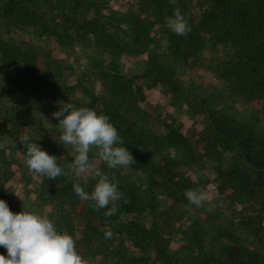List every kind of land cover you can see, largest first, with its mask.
<instances>
[{
    "label": "rangeland",
    "instance_id": "374dc122",
    "mask_svg": "<svg viewBox=\"0 0 264 264\" xmlns=\"http://www.w3.org/2000/svg\"><path fill=\"white\" fill-rule=\"evenodd\" d=\"M217 1L223 0H177L176 5L169 0H0V199L13 213L47 215L74 238L88 264H129L133 257L146 264H221L229 258V246L236 248L237 264H264V225L257 223L264 219L254 212L260 207L249 196L227 198L219 172L233 167V161L219 144L220 155L203 158L184 176L188 188H196L193 182L206 191L203 207L189 205L184 194L175 204L161 188L180 169L172 164L187 161L181 145H170L172 131L195 146L202 140L199 129L221 116L226 125L264 144V84L252 88L245 77L248 65L264 76V58L256 51L264 42L249 39L264 26L252 24L244 31L232 19L220 18L219 26L212 27L205 19ZM254 1L221 5L247 7ZM177 7L191 28L186 36L175 35L164 23ZM67 103L110 117L124 141L120 146L129 149L135 163L117 169L103 162L98 166L116 176L124 198L130 188L127 201H135V213L123 214L120 201L117 213L106 218L107 208L96 211L74 193L68 165L75 153L58 143L59 121L52 115ZM129 103L136 114L127 110ZM131 127L141 138L129 146ZM20 132L42 150L50 146L44 151L58 158L66 175L51 182L29 172L24 186L10 184L11 168H25V174L28 169ZM145 155L157 169L140 161ZM95 182L81 185L90 193ZM148 204H157L160 212H144ZM108 226L111 239L104 235ZM0 255L7 256L5 248L0 247Z\"/></svg>",
    "mask_w": 264,
    "mask_h": 264
},
{
    "label": "clouds",
    "instance_id": "9594fccd",
    "mask_svg": "<svg viewBox=\"0 0 264 264\" xmlns=\"http://www.w3.org/2000/svg\"><path fill=\"white\" fill-rule=\"evenodd\" d=\"M176 5L177 0H169ZM164 23L177 36H186L191 28L185 15L177 7L171 16L164 18ZM53 118L59 121L58 143L70 145L75 153L68 165L73 173V191L83 201L90 202V207L99 211L108 209L105 217H111L118 211L119 202L124 194L118 190L115 175H109L98 166L103 162L108 169L130 167L135 163L110 117L97 114L87 107H75L71 103L54 112ZM19 142L26 150L22 155L24 164L30 173L38 177L55 180L66 175L58 164V158L42 150L32 142L30 135H23ZM95 149L93 158L89 153ZM62 159V158H61ZM89 179L96 181L89 193L81 185H88ZM184 196L189 205L203 207L208 195L203 188H189ZM110 206V207H109ZM106 239H111L110 226L105 228ZM0 247L6 249L7 256L0 255V264H88L76 250L74 238L67 232L58 230L47 215L35 210H22L13 213L8 204L0 199Z\"/></svg>",
    "mask_w": 264,
    "mask_h": 264
},
{
    "label": "trees",
    "instance_id": "16d2710c",
    "mask_svg": "<svg viewBox=\"0 0 264 264\" xmlns=\"http://www.w3.org/2000/svg\"><path fill=\"white\" fill-rule=\"evenodd\" d=\"M229 2V0H223V1H217L216 7L213 9L212 14L205 19L207 22L210 23V25L213 26H219L220 18H225L226 20L231 21L242 25V28L244 31L247 30V28H251L250 25H255V27L262 28L264 26V3L261 0H255L252 5L245 6H233L231 8L227 6H222L221 4H226ZM229 11V13H228ZM255 32V29H253ZM241 31V30H240ZM243 31H241L242 33ZM249 35L248 33L244 36L243 35V41L245 43H248ZM251 39V42H254L256 44L264 42V31L259 30V33L255 35V37L249 38ZM256 51L259 52V55L264 58V46L257 45ZM10 56V55H9ZM7 57V56H6ZM10 58V57H8ZM17 59L21 60L20 56H16ZM254 63L257 64V59H253ZM24 66H29L30 63L24 59L21 60ZM249 71H247V74H245L246 80L248 81V85L250 87L255 88V86H259V81L264 84V76L259 77L258 72L253 73L252 71L255 70V67L252 65L247 66ZM33 71V70H32ZM31 70H29L27 73L31 75V80L35 83V74L32 73ZM109 72V71H108ZM252 73V75L250 74ZM112 73V72H110ZM254 74V75H253ZM38 79V78H37ZM255 92V91H253ZM129 98V96H126ZM108 104V103H107ZM111 106V105H110ZM114 106V105H112ZM127 110L132 112L133 114H136V111L138 109H135L133 107V103L129 105H125ZM122 108V106H121ZM117 109V107H115ZM120 109V108H119ZM136 110V111H135ZM140 110V109H139ZM117 116L119 117L120 115ZM120 119V117H119ZM134 125V124H133ZM200 132H198V136L201 140L196 143V145L190 144L183 136V133H180L178 131H172L171 135L167 136L168 141L173 142L170 145H181L184 149V154L186 156V163H173L172 165L178 166L177 168H180L179 170L175 171V175H173L172 178L169 179L168 184L162 185L161 188L164 191V195L171 199L175 204H179L180 201L183 199L182 194H184L185 190L189 189L188 187L189 182H184V176L186 175V169L188 170L193 165H195L198 161L203 160V158L208 157L209 159L212 158V154L220 155L219 150L217 149V145L219 144V148L223 149L224 152H228L232 155V166L230 169L225 171L223 169L219 172L220 180L219 183L225 187V193L227 195V198L229 199V196L236 195V196H249V201L251 203L255 202L256 205H258L260 208L259 210H256V212L259 217L264 219V216L260 214V212L264 213V144L259 141V139L255 137H249L246 138V136L241 132L236 130L233 127H230L226 125L225 120L223 117L218 116L214 119H211V122L208 127H201L199 129ZM198 129L194 130V132L199 131ZM130 137L128 138V144L129 146L131 143L130 140H136L140 139L141 137H138L136 134L137 132L133 130V128H129L128 131ZM211 140V145H208L207 143L205 145L206 140ZM205 141V142H204ZM168 148H162L161 151H165ZM210 149V151H209ZM219 152V153H218ZM140 157V156H139ZM141 162H145L151 169H157L155 167L154 163H152L148 156H142L140 157ZM141 164V163H139ZM231 166V165H230ZM135 170L141 169V167L134 165L133 166ZM143 168V167H142ZM185 170V172H184ZM157 172L156 170H154ZM51 182H54L51 180ZM142 182V180H138L137 183ZM96 183V182H95ZM93 183V185L95 184ZM191 187L199 188L197 184H194L192 182ZM126 193H128L125 196V200L127 201L131 195L130 188H125ZM124 202V200H122ZM123 214L127 213H135L134 207H135V201H127V203H123ZM149 209H147L145 206L143 207L144 212L150 211L157 212L158 211V205H150L148 204ZM160 212V211H158ZM257 215V216H258ZM205 219V218H204ZM249 218H246L245 221H247ZM255 219V220H254ZM252 221L256 222L258 217H254ZM212 221V219H209ZM200 221H203L202 219ZM250 221V220H249ZM247 221V222H249ZM258 224L264 225V222H261L259 219L257 220ZM134 226V224H131L130 227ZM258 233V232H257ZM143 234H146V231H143ZM141 235V234H140ZM261 236V235H260ZM157 241L160 242L161 239L159 237H156ZM263 238V235L261 236ZM160 240V241H159ZM229 245H234L230 243ZM236 248H233L229 246L225 249L226 255L229 256V258H225L222 260L221 264H237V257L234 256V251ZM159 262V261H158ZM129 264H146L144 262V259L140 258H130ZM242 264H251L242 262Z\"/></svg>",
    "mask_w": 264,
    "mask_h": 264
},
{
    "label": "crops",
    "instance_id": "0c3cea01",
    "mask_svg": "<svg viewBox=\"0 0 264 264\" xmlns=\"http://www.w3.org/2000/svg\"><path fill=\"white\" fill-rule=\"evenodd\" d=\"M65 53V52H64ZM77 87H79V86H77ZM77 87H75V88H77ZM156 119H159V118H156ZM33 121H35L34 119H32ZM1 122V121H0ZM36 122H43V121H41V120H36ZM2 123H0V129H2L4 126H2ZM42 132H44V133H46L44 130L42 131ZM21 134L19 135V136H21V138H22V132H20ZM40 136H45V135H39L38 134V138H40ZM49 147L50 146H47L46 147V145L44 146V147H42L43 148V150H46V149H49ZM15 167V166H14ZM24 169L25 168H23V169H20L19 167L18 168H16V169H14V168H11V170H10V172L12 173V174H14V177H12V178H10L9 179V182H10V184H12L13 183V186H15L16 188H17V186H24L26 183V179H27V176H28V174H29V170L27 169V171H26V174H25V171H24ZM17 175H18V179H17ZM35 180L37 181V182H41V180L40 179H38V177H35ZM13 181V182H12ZM12 182V183H11Z\"/></svg>",
    "mask_w": 264,
    "mask_h": 264
}]
</instances>
